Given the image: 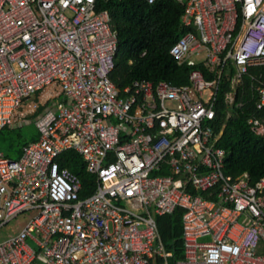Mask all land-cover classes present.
<instances>
[{
    "label": "built area",
    "instance_id": "built-area-1",
    "mask_svg": "<svg viewBox=\"0 0 264 264\" xmlns=\"http://www.w3.org/2000/svg\"><path fill=\"white\" fill-rule=\"evenodd\" d=\"M176 1L185 33L170 55L194 68L189 83L120 90L118 26L99 0H0V131L38 92L61 98L18 159L0 152V230L28 215L0 241V264H264V178L226 173L216 122L233 70L226 103H253L248 125L264 143V0ZM71 150L95 177L86 196L58 162ZM179 208L175 260L157 217Z\"/></svg>",
    "mask_w": 264,
    "mask_h": 264
},
{
    "label": "trees",
    "instance_id": "trees-1",
    "mask_svg": "<svg viewBox=\"0 0 264 264\" xmlns=\"http://www.w3.org/2000/svg\"><path fill=\"white\" fill-rule=\"evenodd\" d=\"M98 10L109 11L113 15L118 26V41L125 44V53L111 74L118 89L123 90L140 79L155 84L165 81L178 86L189 83L194 68L178 65L170 55L171 47L185 33L181 24L183 5L176 0H155L152 4L147 0H99ZM198 68L205 71L207 79H212L203 66ZM231 74L223 76L218 93L216 122L217 130L222 131L218 146L227 154V174L237 177L249 173L251 181L256 183L264 178V143L248 125L249 117L255 112L253 103L242 109L230 108L226 103ZM256 115L264 118V112H256ZM13 133L17 132L9 127L0 131V144H6L9 148L19 144L21 148L24 147L27 143L21 144L22 136ZM5 155L11 158L9 154ZM16 156L18 159L21 152ZM58 162L79 176L87 190L83 196L94 191L95 177L87 171L86 164L76 151L65 152ZM183 213L184 210L179 208L172 215L157 217L163 242L175 252V260L183 258Z\"/></svg>",
    "mask_w": 264,
    "mask_h": 264
},
{
    "label": "rangeland",
    "instance_id": "rangeland-1",
    "mask_svg": "<svg viewBox=\"0 0 264 264\" xmlns=\"http://www.w3.org/2000/svg\"><path fill=\"white\" fill-rule=\"evenodd\" d=\"M124 53H125V44L121 43L120 56ZM50 93H52L51 89L38 92L36 95L32 96L28 101L24 103V107H23L24 110L25 109L29 110L28 108L29 104H36L38 108L34 113H30L29 111V114L24 120L26 122L25 125L13 129L15 132H17L16 134L13 133V135L20 134L22 136L23 139L21 138L20 140L21 144L27 140L32 141L34 139H38L39 132L35 124L36 119L40 115L44 114L49 107L53 106L55 103H57V101L61 99V98L54 99L49 97ZM17 121H20V119ZM20 149H21L20 144L15 145L12 148H9L8 145L6 144H0V151L11 155L12 159H17L16 155L17 152L20 151ZM27 218L28 215H21L18 219L11 222L7 227L0 230V241L6 240L12 237L13 235H15L16 233H18L21 229L22 224L27 221Z\"/></svg>",
    "mask_w": 264,
    "mask_h": 264
},
{
    "label": "crops",
    "instance_id": "crops-1",
    "mask_svg": "<svg viewBox=\"0 0 264 264\" xmlns=\"http://www.w3.org/2000/svg\"><path fill=\"white\" fill-rule=\"evenodd\" d=\"M49 96H50V95H49ZM29 105H33V106H34V105H36V104H29ZM29 105H28L29 110H27V109L24 110V108H23V111H24L25 113H27V115L29 114V111H30V113H34V112H31V109H30V106H29ZM229 114H230V113H229ZM26 117H27V116H26ZM26 117H25V118H26ZM25 118H23V119H20V118H19L20 121H16V123H15L13 126L9 127V128H10V129H15V128H17V127H21V126L25 125V124H26V122L24 121ZM19 119H18V120H19ZM1 135H2V134H1ZM22 139H23V138H22ZM38 139H39V137H38ZM38 139H34V140H32V141H31V140H30V141L27 140V141H25L24 143H27L26 145H28V144H30V143L36 142V140L38 141ZM26 145H25V146H26ZM25 146H24V147H25ZM24 147H22L21 150L19 151V152H21V154H22V150H23ZM0 152H1V151H0ZM19 152H17V153H19ZM3 153H4V152H3ZM4 154H5V153H4Z\"/></svg>",
    "mask_w": 264,
    "mask_h": 264
}]
</instances>
